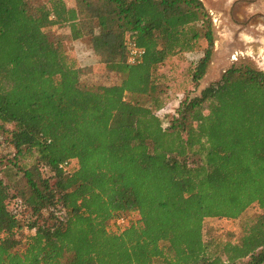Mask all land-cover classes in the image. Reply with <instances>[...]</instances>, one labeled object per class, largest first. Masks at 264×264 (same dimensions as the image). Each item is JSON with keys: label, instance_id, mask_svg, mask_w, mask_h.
Here are the masks:
<instances>
[{"label": "trees", "instance_id": "1", "mask_svg": "<svg viewBox=\"0 0 264 264\" xmlns=\"http://www.w3.org/2000/svg\"><path fill=\"white\" fill-rule=\"evenodd\" d=\"M75 1L0 0V138L20 174L0 169V264H264V71L241 61L191 96L214 50L202 0ZM55 26L118 82L84 85ZM172 58L187 88L163 120ZM122 214L138 219L110 231ZM224 219L239 236L207 232Z\"/></svg>", "mask_w": 264, "mask_h": 264}, {"label": "rangeland", "instance_id": "2", "mask_svg": "<svg viewBox=\"0 0 264 264\" xmlns=\"http://www.w3.org/2000/svg\"><path fill=\"white\" fill-rule=\"evenodd\" d=\"M212 21L214 50L206 75L191 96L200 95L202 89L220 80L222 75L234 64L247 61L264 71V55H260V45L264 37V0H202ZM69 8L76 7L75 0H66ZM247 22V23H245ZM250 22V24H248ZM56 40L63 43L69 52H73L81 66L82 83L88 87L112 85L118 82L116 73L99 62L90 49L87 39L73 40L68 26H55L48 30ZM260 40V41H259ZM259 44V45H258ZM188 59L172 58L158 67L155 78L163 91L166 106L157 112L160 119H170L176 113L178 102L187 87L186 67ZM14 149L0 138V169L4 171V181L12 185L20 174L16 167L7 165ZM33 158L18 159L17 165H29ZM256 210L249 209L243 219L254 217ZM132 222L138 219L131 215ZM206 230L210 234L220 235L225 232L239 236V221H207Z\"/></svg>", "mask_w": 264, "mask_h": 264}, {"label": "built area", "instance_id": "3", "mask_svg": "<svg viewBox=\"0 0 264 264\" xmlns=\"http://www.w3.org/2000/svg\"><path fill=\"white\" fill-rule=\"evenodd\" d=\"M143 55H144V50L142 48L137 47L135 44H131L129 46L128 62L130 64H136V63L141 62ZM62 166L63 167L67 166V163H64V165ZM131 215L132 214H122V215L113 217L108 222V229L112 232L123 231L132 223ZM224 220H227V219H224ZM227 221H230V220H227Z\"/></svg>", "mask_w": 264, "mask_h": 264}, {"label": "crops", "instance_id": "4", "mask_svg": "<svg viewBox=\"0 0 264 264\" xmlns=\"http://www.w3.org/2000/svg\"><path fill=\"white\" fill-rule=\"evenodd\" d=\"M260 55H264V37H263V40H262L261 45H260Z\"/></svg>", "mask_w": 264, "mask_h": 264}, {"label": "flooded vegetation", "instance_id": "5", "mask_svg": "<svg viewBox=\"0 0 264 264\" xmlns=\"http://www.w3.org/2000/svg\"><path fill=\"white\" fill-rule=\"evenodd\" d=\"M245 23H247V22H245ZM248 24H250V22H248Z\"/></svg>", "mask_w": 264, "mask_h": 264}]
</instances>
